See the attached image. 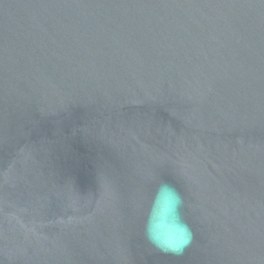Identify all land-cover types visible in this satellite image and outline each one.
<instances>
[{"label":"water","instance_id":"obj_1","mask_svg":"<svg viewBox=\"0 0 264 264\" xmlns=\"http://www.w3.org/2000/svg\"><path fill=\"white\" fill-rule=\"evenodd\" d=\"M0 264H264V0H0Z\"/></svg>","mask_w":264,"mask_h":264}]
</instances>
